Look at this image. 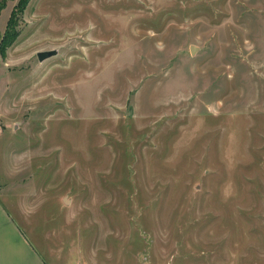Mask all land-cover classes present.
<instances>
[{
    "label": "rangeland",
    "instance_id": "1",
    "mask_svg": "<svg viewBox=\"0 0 264 264\" xmlns=\"http://www.w3.org/2000/svg\"><path fill=\"white\" fill-rule=\"evenodd\" d=\"M16 25L0 182L37 245L50 222L89 264H264V0H29Z\"/></svg>",
    "mask_w": 264,
    "mask_h": 264
},
{
    "label": "crops",
    "instance_id": "2",
    "mask_svg": "<svg viewBox=\"0 0 264 264\" xmlns=\"http://www.w3.org/2000/svg\"><path fill=\"white\" fill-rule=\"evenodd\" d=\"M1 109L2 106L0 120ZM2 186L0 182V264H89V259L80 260L74 239H71L72 244L65 242L66 235H61L53 223L46 222L44 232L39 233L40 245H37L21 224L16 208L1 191ZM35 228L32 230L37 232Z\"/></svg>",
    "mask_w": 264,
    "mask_h": 264
},
{
    "label": "trees",
    "instance_id": "3",
    "mask_svg": "<svg viewBox=\"0 0 264 264\" xmlns=\"http://www.w3.org/2000/svg\"><path fill=\"white\" fill-rule=\"evenodd\" d=\"M29 0H17V3L12 7L9 18L7 19L5 28L0 31V55H3L18 35L17 21L26 8ZM5 1L0 4V7L4 5Z\"/></svg>",
    "mask_w": 264,
    "mask_h": 264
},
{
    "label": "water",
    "instance_id": "4",
    "mask_svg": "<svg viewBox=\"0 0 264 264\" xmlns=\"http://www.w3.org/2000/svg\"><path fill=\"white\" fill-rule=\"evenodd\" d=\"M195 51V47L191 46L190 47V52L193 53ZM56 53L55 50H46V51H39L37 52V58L39 61H42L43 59H46ZM64 202L66 203V199L64 198Z\"/></svg>",
    "mask_w": 264,
    "mask_h": 264
}]
</instances>
